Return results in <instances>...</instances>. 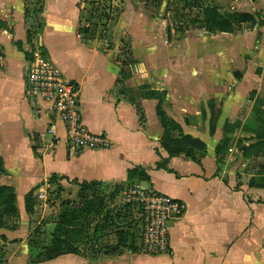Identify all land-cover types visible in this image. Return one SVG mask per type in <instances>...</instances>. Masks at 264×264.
I'll use <instances>...</instances> for the list:
<instances>
[{
	"label": "crops",
	"instance_id": "obj_1",
	"mask_svg": "<svg viewBox=\"0 0 264 264\" xmlns=\"http://www.w3.org/2000/svg\"><path fill=\"white\" fill-rule=\"evenodd\" d=\"M27 1L0 0V187L13 190L18 213L9 228H0V264H264V151L244 154L264 120L261 66L227 71L231 57L217 53L224 44H214L215 34L196 31L170 42L158 21L130 19L117 29L111 23V45L104 44L82 24V0H43L42 28L29 43L27 32L35 29ZM248 3L250 10L243 13L264 18V0ZM251 30L246 37L261 50L253 63L262 64L264 26ZM127 36L134 61L125 66L120 59ZM246 47L242 41L240 50ZM32 48L43 49L77 84L81 121L105 138V147L72 151L64 127L58 123L51 130L49 106L25 94L24 68ZM153 91L165 94L166 115L183 134L205 145L199 162L175 156L166 169L157 168L169 155L161 147L164 130L158 99L149 97ZM210 102L220 109L212 133ZM218 147L223 150L217 155ZM133 169L148 181L131 183L185 205L184 216L170 224L167 254L151 256L141 241L133 246L127 236L126 246L117 248V239L112 252L83 251L31 263L38 250L31 240L40 225L33 215L37 203L47 207L51 201L46 197L52 176L61 185L124 186ZM30 192L33 214L25 209Z\"/></svg>",
	"mask_w": 264,
	"mask_h": 264
},
{
	"label": "rangeland",
	"instance_id": "obj_2",
	"mask_svg": "<svg viewBox=\"0 0 264 264\" xmlns=\"http://www.w3.org/2000/svg\"><path fill=\"white\" fill-rule=\"evenodd\" d=\"M248 1L252 0H82V24L89 25L90 30L94 33V35L91 33L93 38H99L104 44L111 45V34L108 28L111 23L117 29L118 24L129 22L130 19H133L134 23L144 20L151 24L158 21L165 27L169 41L178 42L186 35L197 33L196 31L202 32L197 34L206 32L201 29L199 23V20L202 19V7L209 6L220 12L243 13L250 10ZM40 3L41 0H28L26 4L30 17L29 22L32 23L35 30L37 28L38 31L35 32L37 34L40 32L37 26L40 21L38 11ZM168 29L170 36L167 35ZM251 29L252 27L249 25L242 26L241 29H236L231 36L211 33L215 34L213 37L214 44H224V47L216 48L217 53L231 57L227 71L247 70V66H261L257 68L261 70L260 73L264 72V63H253L260 57L261 50L254 47L253 39L250 38V41L249 37H246L249 31L254 32ZM258 34L262 36L261 33ZM242 41H245L247 47L240 50ZM122 50L120 61L133 62L134 58L128 36L123 40ZM35 57H42L49 61L43 49L34 48L32 58ZM132 185L134 183L124 186L108 185L103 186L97 192V204L102 209V216L93 218L90 226L81 227L83 237L89 240L83 246L84 248L80 247L81 250L78 245H74V247L78 246L79 252H112L117 242V234L120 232L128 235L129 242L133 246L140 242L138 207L135 203L127 202L126 199V193ZM78 192V187L73 183L64 185L58 183L50 186L47 191L46 198L51 200L47 207L42 206L41 201L37 203L33 218L36 222H40V225L35 237L33 236V239L38 241V250L35 251L33 259L39 254H44L42 248L45 249L50 246L51 234L57 217L65 210L79 206ZM68 247L70 248L69 245Z\"/></svg>",
	"mask_w": 264,
	"mask_h": 264
},
{
	"label": "trees",
	"instance_id": "obj_3",
	"mask_svg": "<svg viewBox=\"0 0 264 264\" xmlns=\"http://www.w3.org/2000/svg\"><path fill=\"white\" fill-rule=\"evenodd\" d=\"M255 1V0H252ZM43 0L39 6V14L42 9ZM202 19L199 20L201 24V29H204L208 33H235L236 29H241L242 26L249 25L254 27L258 25L260 27L264 26V18L260 13L247 14L240 12H220L216 8L209 6L201 8ZM28 16V12H27ZM29 17V16H28ZM39 31L42 28L40 21L38 22ZM35 29V28H34ZM37 30H28V42L31 43L33 36L37 35L35 33ZM86 33L89 32L88 29L83 30ZM167 35L170 36V30H167ZM17 47L22 50L20 44ZM34 50V48H32ZM44 52V51H43ZM27 60L30 59L31 55L29 53L25 54ZM126 63V62H125ZM133 62H129L126 65H132ZM164 93H157L156 91L150 92L149 97H155L158 99L157 106V116L161 122L162 128L164 130L163 138L161 142V147L169 155L168 159L160 158L157 163V168L166 169L168 161L171 157L184 156L185 158L199 162V159L203 156L205 151V145L191 138L190 136L184 135L180 126L174 121L167 117L164 107L168 105L164 100ZM209 108L211 112V133L214 131L218 116L220 114V109L215 106L213 102L209 103ZM260 115V112H259ZM264 117V113H261ZM261 126L259 131L256 132V143L248 147L244 154L248 151L260 152L264 151V120L260 121ZM227 142L223 141V146ZM222 147L217 148V155L222 151ZM2 173V162L0 160V175ZM134 180L148 181L147 175L140 169H133L128 173V181L131 183ZM60 180L56 176H52L49 180L51 185L60 184ZM78 187V198L80 204L77 208H70L61 213L57 220L54 222L55 227L51 235L50 246L48 248H42L44 254H39L31 263H39L43 261H48L55 259L59 256L66 254H79L78 246H84L89 240L83 237L82 228L85 225H91L92 219L97 216H102V209L98 206V194L97 192L104 186L98 182L92 183H75ZM16 197L11 188L0 187V228H9L11 226V219H15L18 216L17 209L15 206ZM35 198L34 192H30L25 197V209L28 214L34 213ZM139 212V210H138ZM37 233V230L36 232ZM127 234L120 232L117 234L118 244L117 248L125 247L127 241ZM31 245L37 247L38 241L31 240ZM70 246V248L68 247ZM74 245H78L74 247ZM75 248V249H74Z\"/></svg>",
	"mask_w": 264,
	"mask_h": 264
},
{
	"label": "built area",
	"instance_id": "obj_4",
	"mask_svg": "<svg viewBox=\"0 0 264 264\" xmlns=\"http://www.w3.org/2000/svg\"><path fill=\"white\" fill-rule=\"evenodd\" d=\"M25 94L49 106L51 130L61 124L72 151L99 149L106 146L103 136L92 134L81 121L79 90L51 62L42 57L32 58L24 68ZM44 195H39L43 198ZM129 203L139 210V237L143 251L151 256L169 251V227L185 214V205L179 200L140 185H132L127 193Z\"/></svg>",
	"mask_w": 264,
	"mask_h": 264
}]
</instances>
